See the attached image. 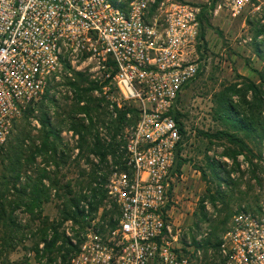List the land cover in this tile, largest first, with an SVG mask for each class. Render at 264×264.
Returning <instances> with one entry per match:
<instances>
[{"label":"built area","instance_id":"built-area-1","mask_svg":"<svg viewBox=\"0 0 264 264\" xmlns=\"http://www.w3.org/2000/svg\"><path fill=\"white\" fill-rule=\"evenodd\" d=\"M211 5L210 12L237 17L262 9L264 0ZM202 8L185 0H0V147L27 106L62 76L73 79V69L102 86L115 118V104L138 109L133 122L103 139L114 145L105 161L110 168L99 171L81 201L86 227H77L78 236L66 231L78 248L65 264H204L207 255L210 264H264V187L207 250L211 228L191 237L172 215L183 140L172 110L200 69ZM237 162L248 174L247 155ZM255 163L264 182V139ZM204 205L209 216L213 204Z\"/></svg>","mask_w":264,"mask_h":264},{"label":"rangeland","instance_id":"rangeland-1","mask_svg":"<svg viewBox=\"0 0 264 264\" xmlns=\"http://www.w3.org/2000/svg\"><path fill=\"white\" fill-rule=\"evenodd\" d=\"M185 1L202 5V10H207L208 22L211 23V26H208L204 21L207 49L200 48L201 72L183 89L177 102V109L185 114L182 117L185 133H182L180 156L186 159L181 167L185 178L180 180L183 191H181L182 204L180 202L178 209V223L191 237L194 234H199L201 229L205 230L207 227L211 228L212 231V226L218 224L220 236L225 227V224H220V221L227 213L226 210H220L224 205L222 200H217L220 205L217 208L209 198H206L213 204L210 215H207L208 220L201 218L199 208L201 198L207 193V187L210 186L213 192L218 187L217 181L212 178V169L207 165V155L222 161L225 164L222 175H226L227 169L231 180L238 183L239 187L235 190V196L230 203V210L233 212L243 204H250L254 201L259 187H264V182L258 177V166L252 164L249 173L246 174L240 169L237 161L224 153L233 147L232 144L226 139L220 138H212L210 141L204 132L214 133L217 130L227 128L229 125L217 112L218 94L221 90L234 82L241 83V76L259 80L253 69H261L264 66V59L259 56L256 50V44L259 42L262 54H264V31L257 35L258 28L264 24V5L257 12L246 11L243 15L234 17L226 9H221L218 14L210 12L209 4H212L213 0H208L209 2L207 0ZM247 36L252 37V40L244 42ZM202 43L204 41H201ZM76 71L78 70H72L73 79L66 75L62 76L59 83H54L49 88V96L55 99L54 104L50 105L51 120L60 129L62 138L58 144V153L56 155L51 152L42 155L36 154L35 162L30 164V170L27 173L35 177L39 169L46 168L50 178H46L45 183L49 186L52 181L57 182L56 187H51L50 201L44 205L43 217H48L50 221L62 220L61 210L67 197H70V191H72L71 196L83 195L82 200H84L86 191L92 189L94 182L98 180L99 171L103 169L107 171L110 168L105 161H101L100 155L90 151L97 134L103 139L110 135L114 137L115 129L109 130L108 127L112 119L109 112L102 116L96 113L92 114L95 116V126L84 143L81 141V134L71 127L72 121L85 119L83 113L77 111L79 107L78 88L69 82L76 79ZM80 71L84 72L91 80L87 71ZM78 85L79 88H85L89 86V82L79 80ZM111 91L117 97V92L114 89ZM91 94L93 96L100 95L98 89L91 91ZM234 98L237 99V96ZM84 103L80 102L79 104L83 105ZM108 108L110 109L109 104ZM85 115L88 121L85 119L84 122L88 124L89 116L86 113ZM39 119L40 110H37L28 119L29 122L23 114L16 121L11 135L0 147V173L3 172L2 163L9 161L6 152L11 145H14L17 135L29 134V137L20 146L23 148V157L25 158L32 154L34 145H41L43 128ZM248 141L256 155L253 156L249 152H245V154L252 163L256 164L255 160L262 151L263 142L261 143L259 139ZM225 157H228L232 162L228 163ZM102 163H104L103 166H101ZM176 169L175 166L174 173L181 177L182 173L179 174ZM203 171L207 174L206 178L203 177ZM233 172L235 178L231 176ZM27 174L24 173L22 176V183H25ZM185 188L188 189V194H185ZM221 188L227 189L226 184L222 183ZM67 193L68 196H66ZM14 197L15 192L11 190L9 198L13 199ZM15 215L25 229L18 233L12 243L3 240L4 233L0 230V264H49L47 256L41 255L39 257L34 250L37 240L34 233L41 226V220H32L24 206L18 208ZM207 221L209 225L206 224ZM197 223L198 225H196ZM78 226L80 227L79 224L67 220L63 223L61 230H69L76 235ZM207 258L208 255L205 260L207 262L204 264L209 263Z\"/></svg>","mask_w":264,"mask_h":264},{"label":"trees","instance_id":"trees-1","mask_svg":"<svg viewBox=\"0 0 264 264\" xmlns=\"http://www.w3.org/2000/svg\"><path fill=\"white\" fill-rule=\"evenodd\" d=\"M215 3L216 0H213L211 8H214ZM200 19V40L204 41V43L199 45V49L201 47L207 49L204 21H206L208 26H211V23L208 22L209 18L207 16V10H202ZM263 31L264 24H262L261 28H258L257 35ZM256 47L259 56L264 59V54H262L259 42H257ZM253 71L258 75L259 80L241 76V83L234 82L232 85L221 90L218 94L217 112L219 116L229 124L228 127L217 130L214 133L204 132V135L209 137L210 141L212 138H220L226 139L230 144H232L233 147L229 148L224 153L233 158L235 161H237V157L241 153L249 152L253 156L256 155L248 140L255 141L256 139H259L262 143L264 139V66L261 69L255 68ZM200 72L201 70L199 69L197 76ZM75 78V80H70L69 82L72 86L78 88L77 98L79 107L77 111L88 114L90 120L88 124L84 122L85 119H81L79 121L74 120L71 123V127L81 134L82 143H84L86 137L92 133L95 126V116L92 115L93 113L102 116L106 112H109L112 119L108 127L109 130L115 129L114 137L121 129L124 128L126 123L133 122L138 116V109L136 107L124 105L122 108H119L115 104L114 108L117 112V117L115 118L113 116V111H110L108 108L110 101L107 96L103 94L102 86L94 80H90L82 71H76ZM79 80L88 81L89 86L79 88ZM189 83H187L184 88ZM95 89L99 90V96H93L91 94V91ZM234 96H237V99H235ZM179 98L180 95L176 99L175 107L173 108L172 113L180 125L181 132L185 133L184 123L182 120V117L185 116V114L177 109V102L179 101ZM54 102V97H50L49 90H47L41 100L28 105L23 113L24 118L29 122L28 119L35 114V111L40 110L39 120L43 128L41 145H34L32 154L25 158L23 157V148L20 146L24 143L26 138L29 137V134L17 135L15 138L16 141L13 143L14 145H11L9 150L6 152L7 159L9 161L7 163H2L3 172L0 173V230L4 233V236H2L3 240L10 241V243H12L18 233L21 232L22 229H25L15 215L16 210L24 206L25 211L31 215L32 220H41V226L34 233L37 236V240L34 245V250L37 255L39 257L41 255L47 256L48 262L50 263L65 264L70 253L77 249L78 246L73 244L71 236H69L66 231L61 230V227L67 220H73V222L79 224L80 229H84L86 227L84 209L81 207V201L84 196L73 197L71 196L72 191H70V197H67L63 209L61 210L62 220L50 221L48 217H43L44 205L50 201L51 187H56L57 182L52 181L49 186L45 183L44 180L46 178H50L46 168L39 169L35 177L31 174H27L30 170V164L35 162L37 156L36 154L42 155L51 152L56 155L58 153V144L62 141V138L60 136V129L52 123L50 116V105L54 104ZM80 102L85 103L80 105ZM128 112L133 113L132 119H127ZM95 138L96 140L92 144L90 151L100 155L101 161H106L108 154L113 152L114 145H107L103 141V138L98 134ZM181 150L182 145L180 144L177 150V159L175 163L177 168L176 170L179 174L182 173L181 167L186 161V159L181 158L180 156ZM260 155L261 153L259 156ZM252 164L254 166H258L257 164ZM207 165L212 169V178L217 181L218 187L214 192L210 186L207 187V193L201 198L199 205L201 218L209 219L207 217L208 211L204 205L206 198H209L213 204H215V207L217 200H222L224 205L220 210H226L227 213L221 219L220 224H225V230L229 218L234 213L230 210V203L233 201L235 190L238 189L239 186L237 182L231 180L227 169L225 171L226 175H222V170H225V164L222 161H218L217 159L207 155ZM24 173L27 174L26 181L25 183H22L21 179ZM206 176V172L203 171V177L206 178ZM222 183L226 184L227 189L221 188ZM11 190L15 192V197L13 199L9 198V192ZM66 196H68V193ZM94 209H96V207H94ZM196 225H198V223ZM218 228V224L212 226L210 236L205 239L203 243V247L206 250L209 245H213V247L218 245L220 241ZM78 235L79 233L76 232V236ZM194 242L197 243L196 240H194ZM40 243H44L43 248H40Z\"/></svg>","mask_w":264,"mask_h":264},{"label":"crops","instance_id":"crops-1","mask_svg":"<svg viewBox=\"0 0 264 264\" xmlns=\"http://www.w3.org/2000/svg\"><path fill=\"white\" fill-rule=\"evenodd\" d=\"M172 179H173V197L175 199V206L172 210V215L174 216V218L176 219V221L178 222V218H179V214H178V209H179V204L181 202L182 204V194L181 191H183V185H181V181L180 180H184L185 176L183 175V173L181 174V177H178L179 175L174 173L173 170V174H172ZM202 187V185H201ZM186 193L188 194V189L185 188Z\"/></svg>","mask_w":264,"mask_h":264}]
</instances>
